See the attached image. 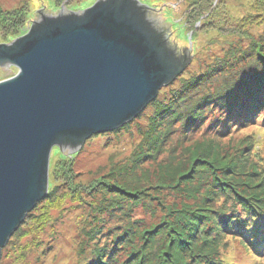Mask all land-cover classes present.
I'll return each instance as SVG.
<instances>
[{
    "label": "trees",
    "instance_id": "16d2710c",
    "mask_svg": "<svg viewBox=\"0 0 264 264\" xmlns=\"http://www.w3.org/2000/svg\"><path fill=\"white\" fill-rule=\"evenodd\" d=\"M53 1L62 3V0ZM214 1L208 0V4L213 5ZM191 3L195 22L189 24L197 30V22H201L204 15L212 14L217 5L212 8L211 5L206 6V0H191ZM263 7L264 0H255L251 4V9L258 13ZM27 15V12L18 9L12 12L0 10V28L8 39L25 31ZM242 22L248 23L247 20ZM245 32L247 30L244 29L243 34ZM235 48L230 50L229 56L239 64L237 70L224 72L223 64L230 59L227 56L228 59L208 67L199 77L181 78L180 85L172 89L170 96L164 100L156 97L150 102L153 114L149 117L138 152L130 161L137 169L144 157H154L161 151L164 142L174 131L175 123H179L177 127L182 140L188 139L193 123L201 121L205 113L213 117L217 110L219 116L217 120L208 122V128L212 129L207 128L206 135L209 137L207 139L216 142L215 147H203L201 144L192 149L183 147L178 158L171 156L170 162L158 164L165 167L154 185H142L139 178L135 186L104 181L89 185L87 194L94 197L97 193H103L106 198L102 197V204L93 207L91 219L86 215L82 220L81 263L235 264L227 258L231 237L238 239L252 255L260 256L264 251V174L259 172V166L250 162L251 155L255 153L252 152L253 145H256L255 136L253 133L244 136L240 145L245 150L240 149L241 146H232L234 143L230 141L233 139L228 140L224 150H236L234 157L221 152L223 148L220 144L232 122L236 128L259 124L258 127L264 130V34L256 40L252 39L246 49ZM215 73L226 74V81L215 86L213 91L217 88V92L213 96L206 92L209 89L206 83L212 82L209 78ZM227 77L232 86L227 82ZM196 83L198 86L194 87ZM229 92H233V95H229ZM213 97L218 99L217 103H213ZM224 108L226 112L222 111ZM233 109H237L238 114H232ZM239 109L245 114H240ZM243 153L247 156L243 157ZM71 158L64 154L59 168L54 171L55 179L50 182L49 177L47 196L26 215L15 231L17 235L22 231V225L40 224L47 220V211L59 201V197L67 195L68 192L62 196L57 194L60 181L70 183L68 190L73 193L79 187L71 180ZM247 166H250V170H246ZM142 178H149L147 170L142 173ZM148 188L158 193L151 195ZM170 195L173 199L167 202ZM82 203L89 207L91 205L90 201L84 200ZM138 206L152 214L158 207L161 212L158 222L145 226L139 220L125 222L120 219L129 218L132 208ZM116 211L118 215L114 214ZM105 215L116 217L119 222L107 226L109 220ZM8 242H11L10 239Z\"/></svg>",
    "mask_w": 264,
    "mask_h": 264
},
{
    "label": "water",
    "instance_id": "95a60500",
    "mask_svg": "<svg viewBox=\"0 0 264 264\" xmlns=\"http://www.w3.org/2000/svg\"><path fill=\"white\" fill-rule=\"evenodd\" d=\"M37 3L26 33L0 43V69H16L0 80V258L48 194L51 150L72 155L130 122L192 56V42L177 38L182 15L173 5Z\"/></svg>",
    "mask_w": 264,
    "mask_h": 264
},
{
    "label": "rangeland",
    "instance_id": "374dc122",
    "mask_svg": "<svg viewBox=\"0 0 264 264\" xmlns=\"http://www.w3.org/2000/svg\"><path fill=\"white\" fill-rule=\"evenodd\" d=\"M37 1L0 0V10L3 12H12V10L18 9L28 13L25 31L21 34L8 39L4 35L2 27L0 28V43L10 42L26 33L32 17L41 9ZM95 1L62 0L61 4H56L53 0H45L47 6L52 9L64 8L69 11L83 10L91 6ZM138 1L148 7L173 5L182 15V22L177 38L192 42L190 63L172 83L159 90L157 95L159 100L169 97L170 91L180 85L181 78L189 79L192 76H201L208 67L216 65V63L223 59H228L227 56H229L230 50H233L235 46V49H246L251 44L252 39L256 40L260 35L264 34V7L261 8V13L252 10L251 4L255 0H215L213 5L208 4L209 2L206 0V6L211 5L212 8L216 4L217 7L212 14L204 15L201 18V22H197L198 31L193 29L192 25L189 24V22H195L193 12L191 11V0ZM243 20H247L248 23L245 24L244 22L246 21L242 22ZM244 29L247 32L243 34ZM229 57L230 59L226 61L227 64H223L225 73L230 72L232 69L237 70L239 67V64L232 60L231 56ZM240 65L243 66V64ZM15 73L16 69L13 67L0 69V80L10 77ZM235 79L237 80L236 77ZM209 80L212 82L206 83V87H209L206 92L214 96L217 88L216 91H213V89L219 82L226 81V74L215 73L210 76ZM227 82L231 85L229 80ZM197 86L198 83L194 87ZM202 90H204L203 86ZM229 95H233V92H229ZM211 99L213 103L218 102L216 97ZM211 108L215 110L213 106ZM222 111L226 112V109L224 108ZM237 111V109H233L231 113L238 114ZM242 111V109H239L240 114L244 113ZM152 114L153 106L149 103L133 120L114 131L93 135L85 141L77 153L72 155H68L66 152L61 153L57 147H54L50 155V182L55 179L54 171L59 168L60 161L64 158L65 154L72 157L71 180L73 184L79 187L73 193L68 190L70 183H66L64 180L60 181L57 187V194L62 196L64 192H68L67 195L63 198L59 197V201L47 211V220H43V223L22 225V231L18 235L15 232L11 236V242H8L2 250L0 264H83L81 263L83 255L79 253L80 243L83 239L81 229L84 223L82 225V220L86 215L91 219L94 214L92 211L93 207L102 204V197L106 196L103 193H97L94 197L92 194H87L89 185L104 181L108 184L115 182L135 186L137 178H139V181L141 180L142 185H154L153 183H157L158 181V174H162L165 167V165L158 166V164L170 162L171 156L177 157L180 155L183 147H190L192 149L198 144H201L203 147L210 145L215 147L216 142L207 139L209 137H206V135L208 134V122L214 119L217 120L219 116L217 110L214 111L213 117L209 113H205L201 121L194 122V127L188 139L182 140L177 127L179 123H175L173 127L175 132L173 131L164 142L161 151L154 157H144L138 163L137 169H135L136 167H133L130 160L138 152V146L143 141V133L147 130L149 117ZM188 124L189 122H187V126ZM218 124L221 126L220 122ZM258 125H240L239 128H236L235 123L232 122L228 132L221 138L220 144L223 148L221 152H226L224 146L229 143L228 140L230 139H233L230 141L231 144L232 142L234 143L232 146H238L239 148L240 146L242 147L240 143L243 142L244 136L253 133L256 145L252 147V152L255 153L250 154V162H254L259 166L261 170L259 172L264 174V130L260 129ZM241 147L240 149H243ZM226 153H228V156L234 157L236 150L232 149ZM246 156L247 154L243 153V157ZM144 170H147L149 173V178L146 180L142 178ZM246 170H250V166H247ZM52 184L54 183L52 182ZM55 184L57 185V182ZM147 190L151 195L153 192L158 193L150 188ZM72 196L73 200L71 201ZM172 199L171 195L168 196L167 202H171ZM84 200L91 202L90 207L82 203ZM114 214L118 215L119 213L116 211ZM130 215L129 218L120 217V219L125 222L127 220H139L142 222L141 225L148 226L151 223L158 222L161 212L158 207H155L152 214L146 208L138 206L132 208ZM105 216L109 220L106 224L107 226L119 222L116 217L109 218L110 216ZM227 250V258L235 262V264H264V251L260 253V256L252 255L238 239L229 238Z\"/></svg>",
    "mask_w": 264,
    "mask_h": 264
}]
</instances>
